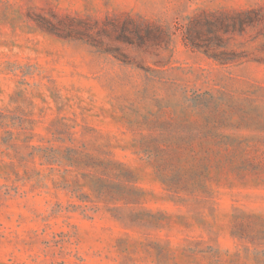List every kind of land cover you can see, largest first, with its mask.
<instances>
[{
  "label": "rangeland",
  "instance_id": "1",
  "mask_svg": "<svg viewBox=\"0 0 264 264\" xmlns=\"http://www.w3.org/2000/svg\"><path fill=\"white\" fill-rule=\"evenodd\" d=\"M0 264H264V0H0Z\"/></svg>",
  "mask_w": 264,
  "mask_h": 264
}]
</instances>
